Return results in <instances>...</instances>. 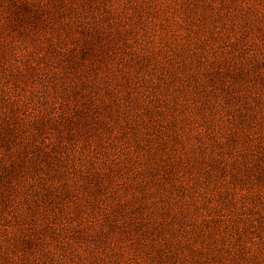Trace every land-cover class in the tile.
I'll use <instances>...</instances> for the list:
<instances>
[{
	"label": "rangeland",
	"instance_id": "1",
	"mask_svg": "<svg viewBox=\"0 0 264 264\" xmlns=\"http://www.w3.org/2000/svg\"><path fill=\"white\" fill-rule=\"evenodd\" d=\"M0 264H264V0H0Z\"/></svg>",
	"mask_w": 264,
	"mask_h": 264
}]
</instances>
